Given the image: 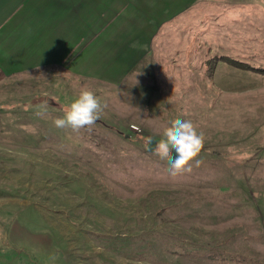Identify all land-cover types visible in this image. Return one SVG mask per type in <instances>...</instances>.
<instances>
[{
  "label": "rangeland",
  "instance_id": "obj_1",
  "mask_svg": "<svg viewBox=\"0 0 264 264\" xmlns=\"http://www.w3.org/2000/svg\"><path fill=\"white\" fill-rule=\"evenodd\" d=\"M231 3L152 27L124 72L113 59L87 76L0 69L2 244L37 264H264V76L206 65L264 68V0ZM82 89L100 118L57 128ZM177 118L204 146L199 167L172 177L147 145Z\"/></svg>",
  "mask_w": 264,
  "mask_h": 264
},
{
  "label": "crops",
  "instance_id": "obj_2",
  "mask_svg": "<svg viewBox=\"0 0 264 264\" xmlns=\"http://www.w3.org/2000/svg\"><path fill=\"white\" fill-rule=\"evenodd\" d=\"M231 2L0 0V69L5 74H22L41 68L44 70L39 72L50 75L87 76L97 74L98 69L101 73L104 59H113L119 71L123 68L121 72H124L127 65L138 57L137 52L144 44L151 47L152 27L166 26L178 12L191 5L227 6ZM169 11L173 13L169 14ZM202 16L212 19L214 14ZM130 36L133 43H127L129 54L121 50L125 55L120 56V48L117 50L119 41L125 38L127 42ZM88 50L95 52L94 57L90 58ZM88 60L93 61L91 67ZM89 68H96V71L89 73ZM5 230L0 229V234L3 235ZM0 264L37 263L27 255L10 251L7 243L2 244L0 239Z\"/></svg>",
  "mask_w": 264,
  "mask_h": 264
},
{
  "label": "clouds",
  "instance_id": "obj_3",
  "mask_svg": "<svg viewBox=\"0 0 264 264\" xmlns=\"http://www.w3.org/2000/svg\"><path fill=\"white\" fill-rule=\"evenodd\" d=\"M173 92L179 95L180 85H174ZM104 105L99 98L88 89H82L78 96L64 108L63 118L54 120L57 128H71L78 131L86 126L90 127L99 118ZM38 115L40 113H37ZM162 139L150 140L147 150L157 155L161 160L169 163V173L172 177L179 174L191 173V162L195 160L196 167L202 163L196 159L204 146V136L198 133L195 125L190 120L175 119L170 126H165L161 132ZM176 156H172V151Z\"/></svg>",
  "mask_w": 264,
  "mask_h": 264
},
{
  "label": "trees",
  "instance_id": "obj_4",
  "mask_svg": "<svg viewBox=\"0 0 264 264\" xmlns=\"http://www.w3.org/2000/svg\"><path fill=\"white\" fill-rule=\"evenodd\" d=\"M219 62H223L226 63L228 65H230L231 67H234L235 69H239L242 71H247L250 73H255V74H259V75H263L264 76V68H257V67H253L252 65L245 63V62H241L238 61L236 59H232V58H228V56H213L212 58H208V60L206 61V65L209 69L208 72H210L211 74H213V71L215 70V67L217 65V63Z\"/></svg>",
  "mask_w": 264,
  "mask_h": 264
},
{
  "label": "water",
  "instance_id": "obj_5",
  "mask_svg": "<svg viewBox=\"0 0 264 264\" xmlns=\"http://www.w3.org/2000/svg\"><path fill=\"white\" fill-rule=\"evenodd\" d=\"M149 141H150V140H149ZM148 143H149V142H148ZM152 143H153V142H152ZM153 145H154V144H153ZM147 151H148V150H147ZM149 152H150V151H149ZM172 156H173V157H175V156H176V153H175V151H174V150L172 151Z\"/></svg>",
  "mask_w": 264,
  "mask_h": 264
}]
</instances>
